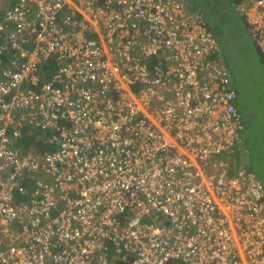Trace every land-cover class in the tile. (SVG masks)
Wrapping results in <instances>:
<instances>
[{"label":"built area","instance_id":"obj_1","mask_svg":"<svg viewBox=\"0 0 264 264\" xmlns=\"http://www.w3.org/2000/svg\"><path fill=\"white\" fill-rule=\"evenodd\" d=\"M233 1L264 55V0ZM11 3L0 264H264V184L226 164L245 124L203 14L187 0ZM34 131L57 149L20 154Z\"/></svg>","mask_w":264,"mask_h":264},{"label":"rangeland","instance_id":"obj_2","mask_svg":"<svg viewBox=\"0 0 264 264\" xmlns=\"http://www.w3.org/2000/svg\"><path fill=\"white\" fill-rule=\"evenodd\" d=\"M195 1L204 9L207 22L212 27L225 31L218 39L231 74V84L239 90V108L245 122L242 141L234 148L235 160L239 165L247 166L244 162L249 159L255 173L264 183V67L254 53L255 48L241 16L231 7L229 0H220L223 1V6L217 10H212L209 0H206L208 3L205 0ZM237 29L241 33H236ZM224 42L237 54L229 53ZM245 53H248V58Z\"/></svg>","mask_w":264,"mask_h":264},{"label":"trees","instance_id":"obj_3","mask_svg":"<svg viewBox=\"0 0 264 264\" xmlns=\"http://www.w3.org/2000/svg\"><path fill=\"white\" fill-rule=\"evenodd\" d=\"M205 2L206 3H208L206 0H205ZM209 2L210 3H208L209 4V6L211 7H213V9L212 10H217L218 8H220L221 6H223V1H218L217 0V2L216 1H214V0H209ZM229 2H230V4H231V7L234 5L233 3H236V2H234L233 0H229ZM237 4V3H236ZM187 5H188V7H189V9H191V10H193V11H198V12H201V14H203V16L205 17V14H204V9L202 8V6L201 5H199V4H197L196 3V1L195 0H187ZM233 9H235L234 7H232ZM235 11H236V9H235ZM240 16H241V18H242V22H243V24H244V27H245V29H246V31H247V34H249V37H250V39H251V41H252V43H253V47L255 48V51H254V53H256V56H257V59L260 61V65H262L263 67H264V55H263V53L261 52V50L258 48V46H257V44H256V42L253 40V36H252V34H251V31H250V27H249V24H248V22H247V20H246V18L243 16V15H241L238 11H236ZM204 20V22H205V24L207 25V27L211 30V31H213L214 32V34L216 35V37H217V40H218V42H219V37H221V36H223V33L225 32V31H221V30H218L216 27H212L208 22H207V20H206V18H204L203 19ZM2 22H0V24H1ZM241 30L240 29H237V31H236V33H241L240 32ZM230 33V32H229ZM235 33V34H236ZM224 46H225V48L228 50V52L229 53H236L237 54V52H233V50L232 49H230L229 47H228V44L226 43V42H224ZM230 46L231 47H234V45H231L230 44ZM220 48H221V50H222V45L220 44ZM244 49L246 50V52H247V49H246V45H245V43H244ZM231 50H232V52H231ZM245 56L248 58V53H245ZM222 61H223V63H224V65L226 66V67H228V64H227V62H226V60H225V56H224V54H223V52H222ZM227 64V65H226ZM228 69V68H227ZM229 70V69H228ZM230 72V71H229ZM231 75V74H230ZM231 86L234 88V90L236 91V93H237V95H238V97H237V102H236V107H237V109L239 110V111H241V109L239 108V106H240V101H239V90L238 89H236L235 87H234V85H232L231 84ZM35 133V132H34ZM35 134H37V133H35ZM237 146H235L234 148H236ZM234 148L228 153V155H227V157H226V164L228 165V167H230V169H235L239 164H238V162L235 160V151H234ZM251 171V170H250ZM253 172V171H252ZM258 176V175H257ZM259 177V176H258ZM261 179V178H260ZM264 184V183H263Z\"/></svg>","mask_w":264,"mask_h":264},{"label":"crops","instance_id":"obj_4","mask_svg":"<svg viewBox=\"0 0 264 264\" xmlns=\"http://www.w3.org/2000/svg\"><path fill=\"white\" fill-rule=\"evenodd\" d=\"M11 5H12L11 0H0V22H2V23L4 22L5 13L11 7ZM3 61H4V65L8 66V63L11 61V54L7 53L3 57ZM244 124H245V122H244ZM246 124H248V123H246ZM35 133H37V134H35ZM35 133L34 132L27 133L25 135V137L22 138L19 141V143L16 145V149L19 151L20 154H27V153L42 154L44 152H49V151L52 152V151H55V149H57V146L55 144L50 146L47 143L48 133L42 132V131L41 132L37 131ZM242 137H243V134H242ZM241 141H242V138H241ZM241 141H240V143H241ZM244 163H246L247 166L238 165V167H244V168L246 167V169L255 172L253 166L251 165V162L249 161V159L247 162H244ZM32 179H34V178H32ZM42 179L45 181H48V178H42ZM34 181H30L29 186L33 187L35 185Z\"/></svg>","mask_w":264,"mask_h":264},{"label":"clouds","instance_id":"obj_5","mask_svg":"<svg viewBox=\"0 0 264 264\" xmlns=\"http://www.w3.org/2000/svg\"><path fill=\"white\" fill-rule=\"evenodd\" d=\"M220 44V43H219ZM241 112V111H240ZM34 132H37V131H34Z\"/></svg>","mask_w":264,"mask_h":264},{"label":"flooded vegetation","instance_id":"obj_6","mask_svg":"<svg viewBox=\"0 0 264 264\" xmlns=\"http://www.w3.org/2000/svg\"><path fill=\"white\" fill-rule=\"evenodd\" d=\"M204 17V16H203ZM205 18V17H204Z\"/></svg>","mask_w":264,"mask_h":264}]
</instances>
